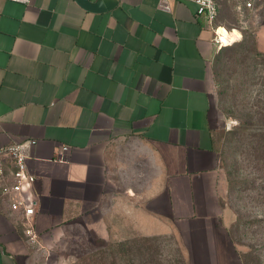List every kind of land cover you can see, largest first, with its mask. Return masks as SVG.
I'll list each match as a JSON object with an SVG mask.
<instances>
[{
	"label": "crops",
	"instance_id": "crops-1",
	"mask_svg": "<svg viewBox=\"0 0 264 264\" xmlns=\"http://www.w3.org/2000/svg\"><path fill=\"white\" fill-rule=\"evenodd\" d=\"M216 2L221 29L234 43L250 30L263 54L264 0ZM168 4L119 0L94 13L76 0H0V165L12 174L3 149L35 140L38 202L28 220L0 193V264H30L36 246L53 251L80 227L109 240L106 209L123 199L126 216L153 219L127 235L176 234L188 264H238L214 69L234 43L218 48L195 3Z\"/></svg>",
	"mask_w": 264,
	"mask_h": 264
},
{
	"label": "rangeland",
	"instance_id": "rangeland-1",
	"mask_svg": "<svg viewBox=\"0 0 264 264\" xmlns=\"http://www.w3.org/2000/svg\"><path fill=\"white\" fill-rule=\"evenodd\" d=\"M240 33V40L234 43L236 39L232 47L223 51L214 67L215 99L221 119L217 151L220 168L228 181L225 205L238 264H244L243 256L252 248L260 263L252 258L251 264H264V206L257 202L256 195L262 183L261 174L250 154L256 142L253 134L262 128L259 113L264 112V56L255 52V39L250 30ZM127 204L123 199L119 207L115 203L106 209L115 242L130 233L129 229L143 225L140 222L153 221L149 217L126 216ZM151 240V246L157 250V263L188 264L186 249L176 234ZM110 241L80 227L53 251L36 246L30 264H92L101 259V252Z\"/></svg>",
	"mask_w": 264,
	"mask_h": 264
},
{
	"label": "built area",
	"instance_id": "built-area-1",
	"mask_svg": "<svg viewBox=\"0 0 264 264\" xmlns=\"http://www.w3.org/2000/svg\"><path fill=\"white\" fill-rule=\"evenodd\" d=\"M23 4H30L31 0H10ZM195 3L198 7L197 17L203 20L205 26L210 28L214 33V42L218 48L224 46L222 26L216 23L217 18V2L216 0H187ZM262 0H242L244 7L249 10H256ZM169 0H159V7L169 10ZM36 145L35 140H25L23 142L14 143L6 149L12 160L14 172L8 175L2 165H0V193L11 200V208L14 211H22L26 219L31 220L37 214L38 202L36 200L35 185L37 177L30 171L28 161L32 148ZM2 151V150H1ZM68 151L67 147H62L57 155ZM33 244H37L35 231L31 228L27 230Z\"/></svg>",
	"mask_w": 264,
	"mask_h": 264
},
{
	"label": "trees",
	"instance_id": "trees-1",
	"mask_svg": "<svg viewBox=\"0 0 264 264\" xmlns=\"http://www.w3.org/2000/svg\"><path fill=\"white\" fill-rule=\"evenodd\" d=\"M232 46L233 45L228 46L224 50H228ZM255 52L261 56H264V53L261 54L258 52L256 41ZM220 56L217 57L216 61ZM259 122L261 123L262 128L257 129L259 132L253 134V136L256 135V142L255 146H252L250 148V154L258 163L259 172L261 174L260 177L262 183L260 188H258L256 191L257 202L261 206H264V112L259 113ZM230 234L232 236V232ZM110 239L111 243L106 244V250H108V248L110 250L101 252L103 255L101 259L97 260V262H93L92 264H160L157 263V250L150 244L152 242V238L136 236L132 237L128 234L122 237V240H119L118 242H115L112 237ZM116 247H118V249H116ZM254 252L255 250L254 248H252L243 256L244 264H251L250 260L252 258L259 261L258 258L254 255ZM158 262L160 261L158 260Z\"/></svg>",
	"mask_w": 264,
	"mask_h": 264
},
{
	"label": "water",
	"instance_id": "water-1",
	"mask_svg": "<svg viewBox=\"0 0 264 264\" xmlns=\"http://www.w3.org/2000/svg\"><path fill=\"white\" fill-rule=\"evenodd\" d=\"M85 10L94 13H103L113 10L119 5V0H76Z\"/></svg>",
	"mask_w": 264,
	"mask_h": 264
},
{
	"label": "bare ground",
	"instance_id": "bare-ground-1",
	"mask_svg": "<svg viewBox=\"0 0 264 264\" xmlns=\"http://www.w3.org/2000/svg\"><path fill=\"white\" fill-rule=\"evenodd\" d=\"M219 31L222 33L224 46L232 44L237 39L235 34H230L225 29H220Z\"/></svg>",
	"mask_w": 264,
	"mask_h": 264
}]
</instances>
